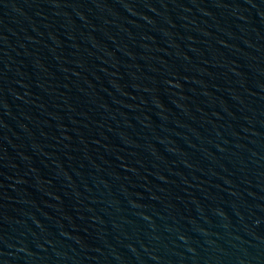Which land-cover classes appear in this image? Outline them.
I'll return each instance as SVG.
<instances>
[{"label":"water","instance_id":"obj_1","mask_svg":"<svg viewBox=\"0 0 264 264\" xmlns=\"http://www.w3.org/2000/svg\"><path fill=\"white\" fill-rule=\"evenodd\" d=\"M0 264H264V0H0Z\"/></svg>","mask_w":264,"mask_h":264}]
</instances>
